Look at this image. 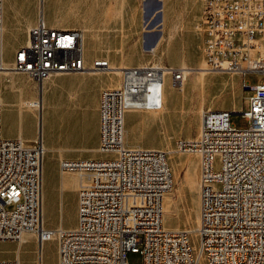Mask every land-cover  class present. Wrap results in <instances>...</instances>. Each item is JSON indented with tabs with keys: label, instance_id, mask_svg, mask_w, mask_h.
<instances>
[{
	"label": "built area",
	"instance_id": "2783aa9c",
	"mask_svg": "<svg viewBox=\"0 0 264 264\" xmlns=\"http://www.w3.org/2000/svg\"><path fill=\"white\" fill-rule=\"evenodd\" d=\"M197 27L204 33L199 68L204 73L263 75L255 83L241 79L242 90L251 91L247 108L238 110L246 127L231 121V110L207 107L200 110L196 134L175 140L174 151L199 157L197 225L163 224V200L174 183L170 151L124 142L125 111L153 109L165 78L183 90L193 68L150 60L114 66L106 58L87 67L83 28L52 27L39 14L13 62L0 63V70L21 71L39 84L54 74L84 69H118L121 79L100 95L98 149L104 155L59 161L61 172L80 176L72 227L44 223L41 133L29 144L0 132V240L20 242L31 232L39 253L43 242L54 238L58 264H128V251L140 252L142 264H199L200 258L207 264H264V0H204ZM28 106L40 108L39 101ZM0 264L21 263L7 258Z\"/></svg>",
	"mask_w": 264,
	"mask_h": 264
},
{
	"label": "crops",
	"instance_id": "0c3cea01",
	"mask_svg": "<svg viewBox=\"0 0 264 264\" xmlns=\"http://www.w3.org/2000/svg\"><path fill=\"white\" fill-rule=\"evenodd\" d=\"M114 1L115 0H3L0 40L3 31L5 34L14 32L16 35L10 52H5L0 42V63L9 66L13 62L16 50L25 44L27 30L31 25L37 22L39 14L42 15L44 22L52 27L83 28L84 58L87 67L91 66L93 60L97 58H106L110 64L121 63L123 64L122 66L141 63L140 61L144 58L141 53L133 57L134 59L131 61H126L125 58L127 57L122 56V52L125 51V49H131L128 46L123 47L124 44L126 42L130 43L132 38L138 33V11L135 4L139 0H128V4L124 6L125 10L123 16L114 15V13L110 11V6H114ZM161 1L163 5L162 26L157 27H159V30H162L165 36V38L162 39V41H164L162 50L165 52V62L162 63L174 66H194L187 62L185 58L190 43L189 39L191 35H195L197 39L195 47H197L202 54L199 64L196 65L199 66L204 61V33L197 27V24L202 17L204 0H197L200 2V5H198V13L195 18L188 14V7L182 5L185 0ZM140 2H142V0H140ZM148 3L151 4V2ZM108 27L111 30H107ZM151 30L148 32L153 34ZM86 32H88L91 40H94L93 42L95 43V52L92 54L91 48L94 45L89 37V40H86ZM120 36L126 38L124 44L121 41L119 42ZM144 39H159L160 42V36L154 39H152V37H145L143 40ZM125 45H127V43ZM136 46L138 45L135 42L133 47L136 49ZM112 51H118L122 58L117 61L113 59L111 56ZM143 51L145 50L143 49ZM173 53H176L181 60H168V57ZM197 73L200 75V78H202L203 75L208 72L203 74ZM227 73L235 79L240 74L237 72ZM113 74H117V77H114ZM120 79L119 72L84 69L54 74L39 84L36 80L30 78L21 71L9 70L4 72L0 70L1 135L7 138L20 137L26 141H33L38 132L42 134L45 147L44 154L49 153L55 157L58 172L63 178L62 185L67 186L72 192L74 212L76 215L80 176L77 172H61L59 169V161L62 158H99L104 155L98 149L100 139V95L104 88L117 86L120 83ZM240 88L241 82H238L236 89H234V93L240 90ZM31 98L40 101L41 108L39 111L35 107L25 104V101ZM162 103V107L164 106L163 111H161V109H145L140 111L160 114L164 111L170 113L174 110L171 104L172 102L166 99L164 92L162 93ZM235 106L236 105L228 110H235ZM208 108H211V106H208ZM197 109L200 113L201 109H199V106L195 108L196 113ZM42 114L44 115L43 125ZM125 122L124 113V142ZM126 144L131 146L166 149L165 145H144L132 142ZM43 181L42 164V186ZM44 223L49 227H72L76 224L64 225L62 222L56 224ZM23 237V240L20 242L10 239L0 240V259L18 258L20 263L24 264L21 261L19 249L23 241L31 239L35 244L33 264H38V258L39 264H43L40 252L37 253V240L35 234L25 232ZM51 264H58L57 246L53 253Z\"/></svg>",
	"mask_w": 264,
	"mask_h": 264
},
{
	"label": "rangeland",
	"instance_id": "374dc122",
	"mask_svg": "<svg viewBox=\"0 0 264 264\" xmlns=\"http://www.w3.org/2000/svg\"><path fill=\"white\" fill-rule=\"evenodd\" d=\"M160 1L161 6L158 4ZM148 2H151L148 3ZM128 4V0H115L114 6H110V11L114 15L123 16L124 6ZM154 5L159 7L155 19L158 20L157 24L152 25L150 28H145V20L153 17ZM182 5L188 7V14L192 17L197 16V8L200 2L197 0H185ZM149 6V7H148ZM138 11L139 28L138 33L130 43L126 42V38L120 36L119 42H126L123 47L128 46L131 49H125L122 52L126 61L133 60L139 53L144 57L140 62L144 61H159L165 62L163 52L162 39L165 38L162 30V11L163 5L161 0H140L135 4ZM151 11V12H150ZM151 13V14H150ZM64 19V18H63ZM159 26V27H157ZM153 27V28H152ZM143 28V33H142ZM152 29V30H151ZM107 30H111L109 27ZM153 32H146L150 31ZM159 30V31H158ZM156 32V33H155ZM142 33V35H141ZM14 32L5 34L3 31L0 40L1 45L5 52H10L14 38ZM86 40H89L90 35L86 32ZM160 36L158 48L154 52L143 51L142 41L143 38ZM129 39V38H128ZM91 40V38H90ZM189 47L187 49V56L185 60L191 65H198L202 54L200 50L195 47L197 41L195 35L190 37ZM91 48V54L95 52V43ZM162 41V42H161ZM137 43L136 50L133 45ZM131 46V47H130ZM111 56L113 59L120 60L121 54L118 51H112ZM168 60L179 61L181 58L173 53L168 57ZM120 66L123 64H112ZM190 66L192 72L188 74L182 91L175 89L171 83L170 78L167 76L163 84V92L166 99L172 102L173 111H164L160 114H153L143 112L138 109H127L125 112V142H132L144 145H165L169 150L168 162L170 164L173 174V187L172 191L167 193L164 197L163 204L167 199L169 214L163 211V224L166 227H181L192 229L197 225L199 215V157L193 153L174 151L175 140L177 138H190L194 136L198 130V122L200 113L195 108H227L232 109L236 105L235 110L230 114V119L237 127H246L248 121L242 116L238 110L246 109L248 106L247 95L250 94L249 90H237L236 85L241 82L242 77L251 82H259L263 79V75L256 72H245L242 76L235 79L227 72H208L200 78V75L194 71L204 66L201 63L199 66ZM117 77V74H113ZM37 99L31 98L25 101H35ZM164 107L161 109L163 111ZM44 115L42 114V125ZM30 144V143H29ZM218 165V161H215ZM43 186H42V205L44 222L46 224H56L62 222L64 225H72L76 223L77 215L74 212L73 195L69 188L62 185V176L58 172L56 159L49 153H45L43 157ZM191 242L194 246L198 245V237L195 232L190 234ZM57 242L54 238L45 240L42 244L40 255L43 264H51L53 253L56 249ZM35 244L31 239L22 242L19 253L22 263L33 264L35 257ZM128 264H142V254L140 252L128 251L127 253ZM199 264H207L204 258H200Z\"/></svg>",
	"mask_w": 264,
	"mask_h": 264
},
{
	"label": "bare ground",
	"instance_id": "6f19581e",
	"mask_svg": "<svg viewBox=\"0 0 264 264\" xmlns=\"http://www.w3.org/2000/svg\"><path fill=\"white\" fill-rule=\"evenodd\" d=\"M158 4L161 6V3H160V1H158ZM160 6H158V7H155L154 8V5H152L151 7H150V9L152 8H154V12H153V17L150 19V18H148V19H146L144 22H145V28H150L152 25H154V24H157V22H159L158 20H156L155 19V16H156V13L158 12V10H159V7ZM43 7V6H42ZM149 7V6H148ZM151 12V11H150ZM151 14V13H150ZM146 32H148V31H146ZM158 44H159V39H154V40H149V39H144L143 40V42H142V45H143V49L145 50V51H149V52H154L155 50H156V48H157V46H158ZM120 66H122V65H120ZM200 68H202V67H200ZM93 71V70H92ZM99 71V70H98ZM197 71L200 73V74H203L204 72H203V69H197ZM5 72V71H4ZM115 72H118V69H115ZM42 88V87H41ZM40 89V88H39ZM35 101H39V100H35ZM29 102H33V101H29ZM29 102H27L26 104L28 105V103ZM162 97L160 98V99H158L157 101H155L154 103H153V109H162L163 107H162ZM39 107L41 108V103H40V101H39ZM39 108V109H40ZM39 111V110H38ZM40 130V129H39ZM42 135V134H41ZM27 143H31L32 141H26ZM170 191H172V189L170 190ZM169 191V192H170ZM168 192V193H169ZM168 200L166 199L165 200V203L163 204V211L165 212V213H167V214H169V210H168V205H167V202ZM38 253V252H37Z\"/></svg>",
	"mask_w": 264,
	"mask_h": 264
},
{
	"label": "water",
	"instance_id": "95a60500",
	"mask_svg": "<svg viewBox=\"0 0 264 264\" xmlns=\"http://www.w3.org/2000/svg\"><path fill=\"white\" fill-rule=\"evenodd\" d=\"M233 112V111H232ZM239 112V111H238Z\"/></svg>",
	"mask_w": 264,
	"mask_h": 264
}]
</instances>
